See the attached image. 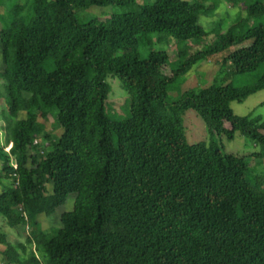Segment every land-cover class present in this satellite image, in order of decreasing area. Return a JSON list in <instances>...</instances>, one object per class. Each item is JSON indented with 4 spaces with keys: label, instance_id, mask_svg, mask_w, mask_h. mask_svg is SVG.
Returning <instances> with one entry per match:
<instances>
[{
    "label": "trees",
    "instance_id": "trees-1",
    "mask_svg": "<svg viewBox=\"0 0 264 264\" xmlns=\"http://www.w3.org/2000/svg\"><path fill=\"white\" fill-rule=\"evenodd\" d=\"M234 1L26 0L0 16L1 113L12 120L0 216L26 242V264H264V175L251 182L218 141L238 132L264 159V121L227 102L264 90V0ZM224 3L237 9L226 31ZM112 7L109 23L82 16ZM158 35L176 60L153 49ZM226 51L228 78L252 84L184 88L195 65ZM109 77L128 95L120 113L106 108ZM188 110L212 123L208 143H187ZM12 235L0 231L8 264Z\"/></svg>",
    "mask_w": 264,
    "mask_h": 264
},
{
    "label": "rangeland",
    "instance_id": "rangeland-1",
    "mask_svg": "<svg viewBox=\"0 0 264 264\" xmlns=\"http://www.w3.org/2000/svg\"><path fill=\"white\" fill-rule=\"evenodd\" d=\"M139 3H153V0H137ZM190 1V0H187ZM239 1H234V4H237ZM26 3V0H0V16L2 15L6 21L9 20V13L12 15H18L22 10ZM209 6V4H207ZM237 9L231 8L230 4H225L223 7H220L216 10L217 18L222 20V31H226L227 28L231 24V20L235 15ZM117 8H107V9H98L91 8L82 13V16L85 19L96 20L102 23H109L110 17L113 14L118 13ZM210 22L207 21V25H212L213 19H209ZM3 24L0 23V31L1 26ZM207 26V27H208ZM1 38V32H0ZM214 37L211 36L205 42L213 41ZM171 42L168 40L165 35H158L153 44V49L155 51H165L169 54L171 60H176V56L174 55L171 47ZM201 47H194L193 52L199 50ZM236 50V48H231V51ZM142 53L146 51L141 49ZM1 53V51H0ZM228 54V52H224L215 56H212L207 59V61H200L197 65H195L192 70L184 77L183 85L186 90L188 89H200L206 88L211 85L213 80L219 81L221 83H233L235 87H242L244 85H249L253 83V79L251 77L245 78H228L227 70L222 66L223 58ZM0 64H1V54H0ZM232 77V76H231ZM228 78V79H227ZM108 83L111 86V93L108 97L106 108L109 112H122V107L125 103V100L128 98V95L125 91H123L120 87L119 82L116 79L111 77L108 78ZM2 86V85H1ZM179 92H171L170 102H173L175 97L179 95ZM5 91L4 87H0V145L5 147V150L9 152L11 150V145L6 144L8 139V128L11 124L10 120H4L2 111H7L8 106L5 101ZM233 114L239 117L251 116V118L259 117L262 121H264V90L259 91L253 95L247 97L243 102L237 103L234 101H227ZM56 113H53L55 117ZM50 118L49 122L52 123L54 118ZM24 115H21L20 118H23ZM49 124V123H48ZM183 127L184 133L186 137V141L189 145H197L200 143H208L209 134L211 131L212 123L209 122L205 115L198 114L193 110H188L183 114ZM50 130V129H49ZM62 133L60 128H56L51 131L52 138L59 136ZM219 144L223 147V151L227 154L236 155L238 157L244 158L248 167V176L250 177L251 182L254 180L256 176L264 175V159H259L255 157V154L260 152V148L254 144L250 139L242 136L240 133H235L234 138L232 140H228L225 137H221L219 140ZM49 191V189H48ZM47 191V192H48ZM74 201V196L70 195L65 202L62 211L71 210L72 204ZM60 226L59 223H56L54 227ZM0 231L8 232L13 234V240L11 238L8 239L10 245L6 250V253L11 256L14 264H26V254H27V246L24 239L17 237V234L14 230L10 229L5 221L0 216ZM22 243L19 246L16 243ZM0 264H8L6 259L0 257Z\"/></svg>",
    "mask_w": 264,
    "mask_h": 264
}]
</instances>
